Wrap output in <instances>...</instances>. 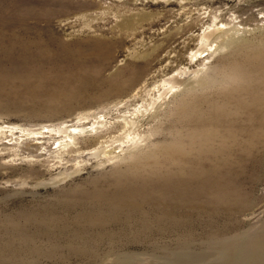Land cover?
<instances>
[{
	"label": "rangeland",
	"instance_id": "obj_1",
	"mask_svg": "<svg viewBox=\"0 0 264 264\" xmlns=\"http://www.w3.org/2000/svg\"><path fill=\"white\" fill-rule=\"evenodd\" d=\"M0 264H264V0H0Z\"/></svg>",
	"mask_w": 264,
	"mask_h": 264
},
{
	"label": "bare ground",
	"instance_id": "obj_2",
	"mask_svg": "<svg viewBox=\"0 0 264 264\" xmlns=\"http://www.w3.org/2000/svg\"><path fill=\"white\" fill-rule=\"evenodd\" d=\"M173 88V87H172ZM140 111L141 110H139L138 111V113L137 114H139L140 113ZM138 122V120H129V119H125V125H126V128H130V130L131 129H133L134 130V126H135V123H137ZM97 127V126H96ZM96 127H94L93 128V130H97V128ZM128 128V129H129ZM81 130H83V131H85V129L84 128H82V129H80V127L79 128H74V130L73 131H69V135H68V137H70V138H72V139H76V137H77V135L78 134H80L81 133ZM132 131V130H131ZM129 132V131H128ZM131 134V133H130ZM121 139H122V137H118V139H116V141H121ZM104 144V143H103ZM105 146V145H104ZM106 147V146H105ZM103 148V147H102ZM96 150V149H95ZM103 153H105L106 151L105 150H101ZM96 152H99V150L98 151H96ZM115 212V211H114ZM103 219V218H102Z\"/></svg>",
	"mask_w": 264,
	"mask_h": 264
}]
</instances>
